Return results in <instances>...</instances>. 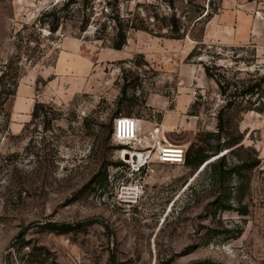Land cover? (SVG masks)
Here are the masks:
<instances>
[{
	"label": "rangeland",
	"instance_id": "1",
	"mask_svg": "<svg viewBox=\"0 0 264 264\" xmlns=\"http://www.w3.org/2000/svg\"><path fill=\"white\" fill-rule=\"evenodd\" d=\"M67 1L0 0V77L32 25ZM73 1L94 4L97 19L84 34L75 21L54 36L41 30V61L32 67L23 59L26 73L16 96L4 107L0 96V264H264V165L253 174L250 216L225 212L213 223L203 177L185 165L160 164L153 155L136 172L125 153L144 148L113 137L115 116L140 122L144 147L156 128L186 151L199 131L214 132L223 101L198 63L220 55L218 64L234 73L264 75V0H181L175 13L185 39L131 32L122 51L94 40L107 0ZM120 8L122 17L139 13L153 25V16L172 14L159 0H121ZM199 43L211 53L188 60ZM253 51L257 60L250 66L234 62L251 59ZM139 55L148 67L143 62L140 69L133 67ZM123 69L135 72L129 104H119ZM182 95L188 96L185 109L178 102ZM36 103L53 106L57 115L49 118L58 121L47 125L41 118L27 126ZM259 116L264 117H243L245 147L259 138L257 131L245 130ZM103 140L107 162L123 166H110L109 185L100 187L91 180L99 172ZM220 220L229 229L242 226V237L210 243L209 232ZM54 224L70 229L54 232Z\"/></svg>",
	"mask_w": 264,
	"mask_h": 264
},
{
	"label": "trees",
	"instance_id": "2",
	"mask_svg": "<svg viewBox=\"0 0 264 264\" xmlns=\"http://www.w3.org/2000/svg\"><path fill=\"white\" fill-rule=\"evenodd\" d=\"M159 1L167 6L172 11V14L162 18L153 16L156 23L153 25L150 23V16L142 17L139 13L129 14L126 18L122 17L121 0H107L106 3H102L100 19L104 21H97L100 28L96 31L94 40L102 43L107 42L113 50L122 51L127 46L131 32H145L158 37H168L171 40L185 39L184 35H180L184 25L175 13V5L181 0ZM96 16L94 4H89L87 1L80 3L69 0L61 8L55 6L45 12L32 25V33L25 39H20L22 45L18 46L16 56L12 57L4 66L0 77L2 90L0 91V96H3L1 107H4L6 102L17 94L19 82L26 73V70L21 66L23 59H26V62L32 67L41 61L43 57L39 49L42 36L41 30L47 28L50 36H54L64 28L66 23L75 21L79 33L84 34L92 21L97 19ZM164 29L168 31L167 36L160 34V31ZM108 30H111L112 34L109 38L107 35ZM23 43L25 46H23ZM32 43L35 44L33 48L30 46ZM22 48H25V50L23 51ZM205 50L209 51L208 46L203 43L197 44L188 56V60L194 61L197 58H201ZM231 51H234V48H231ZM250 57L251 59L249 60L237 59L234 62H244L250 66L257 60L254 51ZM220 60H222V57L218 55L212 56L209 64L202 61L198 63L204 69L206 78L217 86L223 105L216 117L215 131H199L196 140L186 151L183 164L193 172V175H197L198 178H204L206 184L203 186L202 192L209 199V216L213 223L217 221L220 214L225 212H234L241 218L250 216L251 211L247 201L251 195L253 174L262 166L259 152L254 147H245L244 142L247 133L241 131L240 124L246 114L255 113L264 116V75L260 74L259 71L254 73L240 71L234 73L232 69L220 66L218 64ZM142 62L145 66H149L142 55H139L131 64L136 69H140ZM134 74L135 72L132 69L122 70L121 80L123 86L119 104H129L131 102L128 95L131 89L130 81L133 79ZM38 83L44 87L46 85L44 81ZM196 106L197 104H194L192 109H195ZM49 115H57L53 106L36 103L32 112V121L27 126H30L34 120L41 118L43 123L47 125H50L51 121H58L56 117L50 119ZM190 116L196 115L193 113ZM127 117L130 118L131 113ZM114 119L118 120L119 117L115 116ZM27 126L23 132L27 130ZM100 128L103 131V125ZM88 129L91 130V128ZM106 142L107 140H103L100 143L101 164L98 174L91 180V184L99 185L100 187L109 185L108 168L110 166L116 168L123 166L122 163L111 164L107 162L108 147ZM191 191L194 196L196 194L195 187H191ZM218 225V228L211 229L209 232L210 243L219 237L224 238L226 241H235L240 239L244 233L243 227L239 225L234 229H229L223 226L221 220ZM69 229L57 224L51 226L52 231L59 233L68 232ZM207 245L209 244L207 243ZM204 264L214 263L205 262Z\"/></svg>",
	"mask_w": 264,
	"mask_h": 264
},
{
	"label": "built area",
	"instance_id": "3",
	"mask_svg": "<svg viewBox=\"0 0 264 264\" xmlns=\"http://www.w3.org/2000/svg\"><path fill=\"white\" fill-rule=\"evenodd\" d=\"M140 122L133 119H118L114 124V139L121 143L130 146L131 144L136 145V147L144 148L141 152L131 149L129 152L128 159L132 161L134 159V154L142 156L144 162L138 165L136 172H140L143 168L148 165L150 157L153 155L156 161L160 164L168 165H183L186 157L185 147L182 145H176L169 143L164 137L162 129L156 128L151 135L152 143L151 145H143V141L140 140ZM126 156V157H127Z\"/></svg>",
	"mask_w": 264,
	"mask_h": 264
},
{
	"label": "crops",
	"instance_id": "4",
	"mask_svg": "<svg viewBox=\"0 0 264 264\" xmlns=\"http://www.w3.org/2000/svg\"><path fill=\"white\" fill-rule=\"evenodd\" d=\"M188 96L186 95H182L181 97H179L178 102L179 104H182L183 109H185V104H187L188 102ZM192 102L190 100V106H191ZM260 117V116H259ZM261 120H257V122L255 124L249 125L245 128V130H250L251 132H258L259 133V138L257 141L252 142L251 144L254 145V148L259 152L260 154V159L262 160V165H264V117H260ZM165 123L163 125V130H167L168 128L166 127ZM193 127V124H192Z\"/></svg>",
	"mask_w": 264,
	"mask_h": 264
},
{
	"label": "bare ground",
	"instance_id": "5",
	"mask_svg": "<svg viewBox=\"0 0 264 264\" xmlns=\"http://www.w3.org/2000/svg\"><path fill=\"white\" fill-rule=\"evenodd\" d=\"M125 155H129V153H125ZM134 156V159L132 160V163L135 167H137L138 165H140L141 163L144 162L142 156H139V159H138V156L137 155H133Z\"/></svg>",
	"mask_w": 264,
	"mask_h": 264
},
{
	"label": "water",
	"instance_id": "6",
	"mask_svg": "<svg viewBox=\"0 0 264 264\" xmlns=\"http://www.w3.org/2000/svg\"><path fill=\"white\" fill-rule=\"evenodd\" d=\"M127 159H128V156H127Z\"/></svg>",
	"mask_w": 264,
	"mask_h": 264
}]
</instances>
